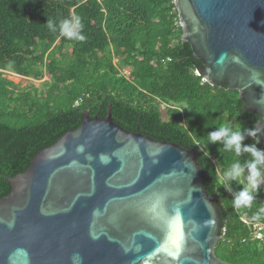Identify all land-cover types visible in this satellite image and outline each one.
Instances as JSON below:
<instances>
[{
	"label": "water",
	"instance_id": "water-1",
	"mask_svg": "<svg viewBox=\"0 0 264 264\" xmlns=\"http://www.w3.org/2000/svg\"><path fill=\"white\" fill-rule=\"evenodd\" d=\"M197 76L237 92L264 144V0H174ZM222 54H226L222 56ZM197 150L90 118L8 178L0 264H230ZM183 237L179 247L170 238ZM79 259H76V257Z\"/></svg>",
	"mask_w": 264,
	"mask_h": 264
},
{
	"label": "trees",
	"instance_id": "trees-1",
	"mask_svg": "<svg viewBox=\"0 0 264 264\" xmlns=\"http://www.w3.org/2000/svg\"><path fill=\"white\" fill-rule=\"evenodd\" d=\"M74 17L83 25L82 41L60 33L61 22ZM181 37L174 0H0V199L11 191L8 178L76 130L84 112L102 120L110 112L130 133L196 149L205 190L220 212L216 256L230 264H264V245L249 239L241 221L264 225L251 219L264 208V185L250 207H234L233 194L244 186L234 180L229 192L219 176L248 154L207 144L215 128L228 123L243 132L255 129L260 117L243 109L237 92L197 76L201 63ZM10 71L36 81L49 77L47 91L21 89L4 76ZM253 143L245 134L242 145ZM256 147L264 150L259 136Z\"/></svg>",
	"mask_w": 264,
	"mask_h": 264
},
{
	"label": "clouds",
	"instance_id": "clouds-1",
	"mask_svg": "<svg viewBox=\"0 0 264 264\" xmlns=\"http://www.w3.org/2000/svg\"><path fill=\"white\" fill-rule=\"evenodd\" d=\"M46 25L51 31H57V26L52 20L47 19ZM82 27L79 17H74L71 20L61 22L60 33L69 39L82 41L85 39L81 34ZM225 55L222 54V56ZM259 131V129H247L242 132L239 127L234 129L230 124L225 123L207 135V144L222 143L224 151L234 153L237 157L241 154H248V158L245 159L243 164L237 159L219 176L221 186L229 192L232 191L230 187L232 181L243 179L246 182V186L242 190L233 194V206L236 208L250 207L255 199L253 193L264 185V150L256 147ZM245 134L255 138V143L242 145ZM251 219L256 221L264 219V208H260ZM182 240V236L173 237L171 243L173 246L179 247ZM76 259H79V257L77 256Z\"/></svg>",
	"mask_w": 264,
	"mask_h": 264
},
{
	"label": "rangeland",
	"instance_id": "rangeland-1",
	"mask_svg": "<svg viewBox=\"0 0 264 264\" xmlns=\"http://www.w3.org/2000/svg\"><path fill=\"white\" fill-rule=\"evenodd\" d=\"M4 76L14 84L19 85L21 89H29L31 91L36 89V91H38L40 94H44L48 89V87L46 86V82L49 81V77H45L43 80L36 81L32 78H22L12 73V71L4 73ZM237 181L242 186H246V182L243 179H238Z\"/></svg>",
	"mask_w": 264,
	"mask_h": 264
},
{
	"label": "built area",
	"instance_id": "built-area-1",
	"mask_svg": "<svg viewBox=\"0 0 264 264\" xmlns=\"http://www.w3.org/2000/svg\"><path fill=\"white\" fill-rule=\"evenodd\" d=\"M76 105H78V102ZM241 221L249 230V239L264 245V225L261 223H251L244 219H241ZM223 232L225 231L223 230Z\"/></svg>",
	"mask_w": 264,
	"mask_h": 264
},
{
	"label": "snow or ice",
	"instance_id": "snow-or-ice-1",
	"mask_svg": "<svg viewBox=\"0 0 264 264\" xmlns=\"http://www.w3.org/2000/svg\"><path fill=\"white\" fill-rule=\"evenodd\" d=\"M170 240L172 241V239L170 238Z\"/></svg>",
	"mask_w": 264,
	"mask_h": 264
}]
</instances>
